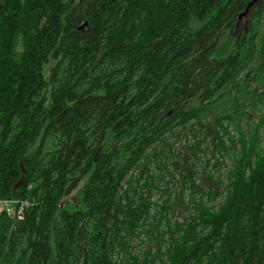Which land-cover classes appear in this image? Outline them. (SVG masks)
I'll use <instances>...</instances> for the list:
<instances>
[{
	"label": "trees",
	"instance_id": "1",
	"mask_svg": "<svg viewBox=\"0 0 264 264\" xmlns=\"http://www.w3.org/2000/svg\"><path fill=\"white\" fill-rule=\"evenodd\" d=\"M251 1L0 0V202H29L0 212V264H264V0L238 25ZM165 153L178 192L150 173Z\"/></svg>",
	"mask_w": 264,
	"mask_h": 264
},
{
	"label": "rangeland",
	"instance_id": "2",
	"mask_svg": "<svg viewBox=\"0 0 264 264\" xmlns=\"http://www.w3.org/2000/svg\"><path fill=\"white\" fill-rule=\"evenodd\" d=\"M249 20H250V17L247 16V18L239 21L238 25L242 26V27H245L247 29L248 26H249ZM257 84L258 83L256 81L252 82V89H254ZM261 92H262V90H259L258 94H260ZM258 109H259L258 113L263 112L264 111V105H259L258 104ZM204 130L205 131L204 132L202 131V134H206L207 135V140L203 143V147H207V146H209V144L212 141V135H211V131H210L211 130V126H208V128L204 129ZM181 141L182 142H176L175 143L174 152L173 153H174L175 156H179L178 161H179V164H180V167H181V171L183 172V176H185V175H188V166H189L190 162L193 161L194 153H196V151L187 150V149H185V147L194 144L195 143V139L192 136H188L186 139L185 138L183 140L181 139ZM181 147H184V149H181ZM208 158H209V155H208V157H206V156L203 157L204 160H206ZM168 160H169V165H168ZM175 160L176 159H169L168 158V154L165 153L164 165H161V164L158 163L157 165L160 166V167H155L154 165L151 167V172H150L151 174H154L156 176L166 175V182L170 183L169 185L167 184V186H166L165 185L166 182H163V184H161L163 188H161V189H166L168 186H170L172 184H175V190L178 192L179 189L181 188V186L183 185V181L184 180H183L182 176H180L178 173H175L174 179H173V177H171L170 175L168 176V174L166 172V169H165V164L169 166V169H174V167L172 166V162H174ZM226 163H227V165H230V161L229 160H227ZM199 167L202 170L203 167H204V162L201 163L199 165ZM220 173H221V170L212 172V174H215V175L220 174ZM158 182L159 181L156 179V183H158ZM203 183H204V185H205V187L207 189H212V190L216 191L217 185L214 182H211L210 180H208L207 178L204 177L203 178ZM156 185H159V184H156ZM155 197H156L155 199H158L160 197V193L157 192ZM185 198H186L185 199L186 201L190 200L188 192H186V197ZM2 209H3V206H2V204H0V211ZM15 212H16V207L13 206L12 209H11V215H12V213H15ZM171 213H172V216L175 217V218H183L182 216L184 214V209L181 206V204L179 202H177L173 206ZM143 248H145L144 244L139 243L136 246V253L141 251V249H143Z\"/></svg>",
	"mask_w": 264,
	"mask_h": 264
},
{
	"label": "built area",
	"instance_id": "3",
	"mask_svg": "<svg viewBox=\"0 0 264 264\" xmlns=\"http://www.w3.org/2000/svg\"><path fill=\"white\" fill-rule=\"evenodd\" d=\"M2 204L3 209L1 211H6L7 213L11 214V209L13 206L16 207V212L15 214H18V217L21 218L22 213L24 212L25 206L29 204V202H24V203H19V201L14 200V201H2L0 202ZM18 210V211H17Z\"/></svg>",
	"mask_w": 264,
	"mask_h": 264
},
{
	"label": "water",
	"instance_id": "4",
	"mask_svg": "<svg viewBox=\"0 0 264 264\" xmlns=\"http://www.w3.org/2000/svg\"><path fill=\"white\" fill-rule=\"evenodd\" d=\"M259 0H252L246 7L245 11L242 12L239 16V21L247 18V16L249 15L250 13V10L252 9V7H254L256 5V3L258 2ZM86 29V25L82 26L80 28V30H85ZM17 192V190L15 191V193Z\"/></svg>",
	"mask_w": 264,
	"mask_h": 264
},
{
	"label": "crops",
	"instance_id": "5",
	"mask_svg": "<svg viewBox=\"0 0 264 264\" xmlns=\"http://www.w3.org/2000/svg\"><path fill=\"white\" fill-rule=\"evenodd\" d=\"M1 212V211H0Z\"/></svg>",
	"mask_w": 264,
	"mask_h": 264
}]
</instances>
